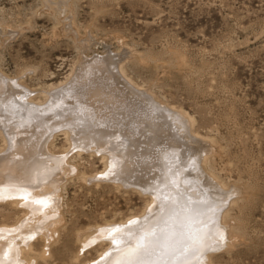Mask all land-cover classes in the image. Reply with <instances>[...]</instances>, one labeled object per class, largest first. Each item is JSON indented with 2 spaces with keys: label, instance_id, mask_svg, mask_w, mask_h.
I'll list each match as a JSON object with an SVG mask.
<instances>
[{
  "label": "rangeland",
  "instance_id": "1",
  "mask_svg": "<svg viewBox=\"0 0 264 264\" xmlns=\"http://www.w3.org/2000/svg\"><path fill=\"white\" fill-rule=\"evenodd\" d=\"M0 73L38 100L67 79L95 80L113 105L115 95L169 106L193 149L206 145L203 174L224 186L205 254L212 264H264V0H0ZM70 142L61 130L50 140L54 157L70 149L73 170L59 174L55 227L22 260L90 264L108 247L91 243L100 229L151 203L137 187L96 178L102 155ZM25 217L0 202V227Z\"/></svg>",
  "mask_w": 264,
  "mask_h": 264
},
{
  "label": "bare ground",
  "instance_id": "2",
  "mask_svg": "<svg viewBox=\"0 0 264 264\" xmlns=\"http://www.w3.org/2000/svg\"><path fill=\"white\" fill-rule=\"evenodd\" d=\"M68 81L53 85L51 89L60 90L38 100L33 90L0 77V134L5 141L0 202L26 213L16 224L0 227V264L5 256L15 264H35L22 260L26 248L55 227L59 174L73 170L67 160L70 149L54 157L49 147L59 130L72 148L102 155L105 169L96 178L102 174L151 195L142 214L100 229L91 243L108 242V247L90 264H212L205 251L208 237L218 233L219 213L210 209L218 187L224 186L201 170L206 145L194 150L180 131L179 118L150 97L124 104L113 95V105L103 91H94L101 87L95 80L80 87L79 80L65 85Z\"/></svg>",
  "mask_w": 264,
  "mask_h": 264
}]
</instances>
